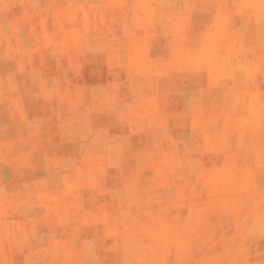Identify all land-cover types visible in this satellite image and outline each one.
<instances>
[{"label": "rangeland", "instance_id": "rangeland-1", "mask_svg": "<svg viewBox=\"0 0 264 264\" xmlns=\"http://www.w3.org/2000/svg\"><path fill=\"white\" fill-rule=\"evenodd\" d=\"M0 264H264V0H0Z\"/></svg>", "mask_w": 264, "mask_h": 264}, {"label": "bare ground", "instance_id": "bare-ground-1", "mask_svg": "<svg viewBox=\"0 0 264 264\" xmlns=\"http://www.w3.org/2000/svg\"><path fill=\"white\" fill-rule=\"evenodd\" d=\"M40 64V63H39Z\"/></svg>", "mask_w": 264, "mask_h": 264}]
</instances>
